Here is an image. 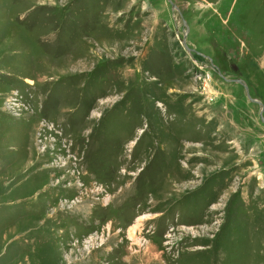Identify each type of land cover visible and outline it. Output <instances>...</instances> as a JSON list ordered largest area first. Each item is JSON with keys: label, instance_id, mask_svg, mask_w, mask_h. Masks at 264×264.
I'll list each match as a JSON object with an SVG mask.
<instances>
[{"label": "rangeland", "instance_id": "rangeland-1", "mask_svg": "<svg viewBox=\"0 0 264 264\" xmlns=\"http://www.w3.org/2000/svg\"><path fill=\"white\" fill-rule=\"evenodd\" d=\"M171 1L0 0V264H264V0Z\"/></svg>", "mask_w": 264, "mask_h": 264}, {"label": "water", "instance_id": "water-1", "mask_svg": "<svg viewBox=\"0 0 264 264\" xmlns=\"http://www.w3.org/2000/svg\"><path fill=\"white\" fill-rule=\"evenodd\" d=\"M169 1L172 2L171 0H169ZM172 5H173V7H176L173 3H172ZM177 10L180 11L179 8H177ZM184 24L186 25V22H184ZM237 83H239V84H243L241 80H237ZM246 88H247V87H246ZM250 100H251V102H253V103H256V104H259L260 106H263L262 103L259 102L258 100H255V99H252V98H250ZM261 119H262V121L264 122V118H263L262 115H261Z\"/></svg>", "mask_w": 264, "mask_h": 264}]
</instances>
